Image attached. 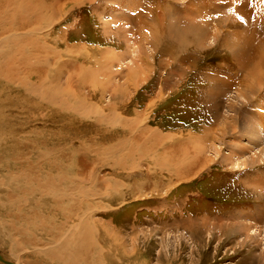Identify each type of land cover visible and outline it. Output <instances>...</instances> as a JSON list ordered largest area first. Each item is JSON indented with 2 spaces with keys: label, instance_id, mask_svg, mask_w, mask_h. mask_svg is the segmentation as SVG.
Wrapping results in <instances>:
<instances>
[{
  "label": "rangeland",
  "instance_id": "obj_1",
  "mask_svg": "<svg viewBox=\"0 0 264 264\" xmlns=\"http://www.w3.org/2000/svg\"><path fill=\"white\" fill-rule=\"evenodd\" d=\"M42 1L40 0L38 4L31 2L30 9H27L28 15L24 12L25 18L30 21L26 27L30 28L31 33L27 29L16 30L24 32L27 37L24 35L20 37L24 40L31 36L39 39L41 37L40 40L44 45L43 52L32 61L36 65L40 63L41 67L44 62L51 63L54 69H50V65L44 66L49 89L51 86L57 89L58 86L66 94L74 90L83 103L85 102L93 109L99 106L100 111L115 113V115L110 118L112 122L104 121L101 125L94 124L91 120L95 118L85 114L78 106L81 102L70 100L74 103L62 105L44 101L42 111H35L33 117L29 118L23 115L26 118L21 116L23 118L20 119H27V125L31 130L37 132L43 130L44 140L48 141V147L52 148V151L57 149L59 153L79 149L82 151L78 150L80 157L87 156L92 159L90 163L96 174L95 177L91 176L93 178L90 180L104 181L107 177L109 180L115 178V185L119 187L117 189L119 191L113 190L111 195H105L107 199L104 204L101 203L100 196L90 197L92 201L90 205L96 210L93 218L116 232L114 233L116 240H122L119 246H123L126 252L134 257V264H264V84H262L264 80L256 85L255 91L238 86L242 82L248 84L254 79L250 76L251 74L249 75L253 63L247 64V68L241 66V56L238 52H234L236 49L228 37H231L232 30L247 31L244 21L239 20L224 26L217 19L215 22L212 21L213 23L203 24L204 18H196L193 25L184 27V15H188L189 11L193 12V10L182 6L185 3L183 0H137L138 3L136 0ZM207 1L203 0L204 4H208ZM233 1L225 0L227 5L223 8L227 12L232 11V14L235 13L236 6L241 5L240 2L237 3L239 0L235 1L236 4H233ZM259 1L261 0H246L247 4L244 6L246 8L241 6V10H246L248 17L251 18V27L254 26L257 32V34L254 30L246 32L249 44L244 43L246 50L251 52L248 53L249 57H254L251 59L253 61L258 54L264 52V36L262 38L264 0L260 4ZM0 2L3 6L5 0ZM196 2H199L198 5L203 3L202 0H196ZM46 3H50L46 6V8L49 6V9L43 8ZM40 4H42L41 7ZM36 6L40 8L37 9ZM156 6L159 7L155 9ZM41 8L44 12L40 10ZM193 8L198 10L196 6ZM31 9L32 11L35 9L34 12L43 16V26L31 20L33 19V15H29L33 13H30ZM209 9L213 11L216 8L209 6L204 12ZM177 10L185 12L181 15L183 19L178 18L175 12ZM51 14L54 16H50ZM3 17L0 23L11 20L6 16L5 20ZM236 17L237 15L232 17L233 21L237 20ZM20 18L15 17L13 20ZM216 22H218L217 25ZM22 23H24L23 18L13 24L17 27ZM34 26L38 29H34L36 28ZM117 26L122 27V30ZM211 26L216 27L215 40L218 38L219 40L215 43L205 41L207 45L205 43L204 46L199 45L200 41H204L201 36L214 37ZM0 28L1 33L3 28ZM260 31L263 33L258 38ZM128 36L129 43L125 40ZM0 37L2 38L1 34ZM211 40L214 39L211 38ZM222 40L227 46L231 44L229 48L233 47L231 49L234 50L228 49ZM249 45L253 46L250 48ZM4 48H7L6 45ZM46 49L49 52H46ZM132 50L136 52L131 53ZM111 52L118 57H111L114 60L109 61L110 57L105 56ZM58 56L61 57L58 58ZM13 63L15 65L13 67L21 73L17 76L16 83H11L12 87L17 88L19 85L18 88H20L21 77L28 82L31 80L30 83L40 88L44 86L43 78L30 79L29 76H25L22 70L24 65L21 62L13 61ZM135 65L138 70L135 68L137 72L132 74ZM110 72L111 75H109ZM138 72H140L139 76H137ZM56 75L58 76L55 78ZM244 79L248 82L241 81ZM238 80L241 82L239 83ZM52 81H55L57 86H54ZM1 82L2 86H6L7 81L1 80ZM232 84L234 86H231ZM240 90H243V93H239ZM20 91L22 92V90H16L10 96H16L21 93ZM244 91L247 92L244 93ZM33 94L37 96V93ZM5 96L2 95L0 100L10 101L11 97ZM7 113L10 114V112H4L3 116H9ZM116 114L122 117L123 121L117 120ZM15 115V117L19 116V114ZM17 121L16 127L17 123L19 124ZM53 121L59 122H55L57 125H54ZM61 125L65 126L62 128ZM154 133L162 138L157 144ZM123 136L127 140L123 139ZM130 140L131 142H128ZM83 144L89 150L88 154H85ZM192 147L196 149L193 150ZM194 154L195 157H193ZM196 156L202 161L197 160ZM18 170L17 168V175L21 172ZM87 170L90 171V168ZM8 184L7 182L2 188L4 190L8 188ZM133 188L134 194L131 192ZM114 191L117 193L115 194ZM36 193L38 194L35 192L32 197H29L30 192L27 193L28 202L23 207H20L13 198L16 203H13L8 210L16 214L20 208L29 210L31 204L37 203L40 197V194ZM29 198L35 199H32V202ZM112 200L114 203L111 202ZM12 206L16 209H12ZM40 211L42 214H47L44 210ZM0 214V217L8 216L5 217L6 219H0V225L2 224L0 257L6 260L5 263L0 261V264H14V262L35 264V261L38 262L37 264H43L36 256L56 246L61 241L58 239L66 238L62 235L54 238L48 232H45L48 234H42L40 230L34 229V225H31L29 234L33 233L32 229H34L37 240L42 241L41 236H43L46 241H42V244L37 247L26 245L10 229V223L13 221L9 220L7 210ZM37 223L38 221L36 226ZM20 224L22 222H19ZM16 225L18 226V223ZM96 228L98 230V226ZM46 237H52L55 240L49 239L48 242Z\"/></svg>",
  "mask_w": 264,
  "mask_h": 264
},
{
  "label": "bare ground",
  "instance_id": "obj_2",
  "mask_svg": "<svg viewBox=\"0 0 264 264\" xmlns=\"http://www.w3.org/2000/svg\"><path fill=\"white\" fill-rule=\"evenodd\" d=\"M40 0H5L3 6H2V2H0V19L3 17V19L6 17H8L9 19L11 18V20H9V22H1L0 24L3 28V31L0 33L2 35V38L0 37V97L2 95H6L10 98V101L6 102V101H1L0 100V213L2 212V214L4 213V211L7 210V214L10 216L9 220L13 221L10 223V229L19 236V239H22L23 243H25L26 245H35V247L40 246L42 243V241H46L45 238L43 236L42 237V241L37 240L36 238V231L35 230H40V232H42V234H52L51 236H53L54 238H56L59 235L65 236V239H58L61 240L56 246L47 249L46 251H42L40 252L41 254H39L40 256H36L39 258V261H41L43 264L48 263V264H53L55 262H57V264H134V257L132 255H130L129 253L126 252L125 248L123 246H119L122 242V240H116L117 238H115L114 233H116L114 230H112L109 226L103 225L101 223H98L94 218L93 215L95 214L96 210H94L93 206L90 205V203L92 201H90V197H95V196H100L101 197V203L104 204L106 201V197L105 195H111L110 193L113 192V190L115 191H119L117 190V186L116 181L114 180L115 178H111L110 180L107 178H104L103 180H90V178H93L91 176L95 177V171L94 168L92 166V164L90 163L92 161V159H90L87 156H81L80 157V151L78 150H71L69 152V150L67 152H59L57 153V149H53L48 147V141L44 140V131L43 130H38L39 132H37L36 130H31L30 126L27 125L28 121L27 119H20L23 117H33V114L35 111H42L41 109L43 108V104L44 101H48L49 103H61L62 105H68V104H73L74 100L77 101L78 103L81 102V104L79 103L78 106H80V108L83 110V112L87 115H91L93 116L95 119L91 120L92 123L97 124V123H103L104 121L106 122H112L110 120V118H113V116L115 115V113H107V112H102L100 111L98 108L99 106H96L94 109L92 107H90L89 105L85 104V102L83 103L81 99H79V95H76L75 91H71L69 94L63 93V90H60V88L57 86V84H55V81H52V84H54V86H57V89L53 88L51 85V88L49 89V84H48V79L45 75L44 69L45 67H47L48 65H50V69H52V65L51 63H45L41 66L36 65L35 62L33 63L32 59L34 57H37L40 55V53L43 52L44 49V45L43 42L40 40L39 38H34V36H31V38H27V39H21L20 37H22L24 35V32H20L16 29H27V31L30 32V28L26 27L27 24H30V21L25 18L24 12L26 15H28L27 13V9L29 10L31 7V2L33 4H38ZM42 1V0H41ZM45 1V0H44ZM139 1V0H138ZM154 1V0H153ZM152 1V2H153ZM185 3L184 5L182 4V6L185 7H189V10L192 9V11H189L188 15H184V11H175L177 12L176 14H178V18H181V15H184L185 18V22L183 24L184 27H189L191 25H193L194 21L196 18L201 19L204 18V23H213L212 21H216V19L219 21V23L222 25H228V23H236V21H244V23L247 26V31H243V32H239L237 30H232L230 31L231 33V37L232 39H230L231 37H229V40H231L234 48L236 49V51L234 49L229 48V46H227L224 43V39L223 44H225L228 49L234 50V52H238V54L241 56V66L247 68V64H250L251 62L253 63V68L251 73H249L250 76H253L254 79L250 80V82H248L245 79L241 80L244 81V83L248 84H242L240 83L241 81H239L240 84H238L239 87H245L250 88L251 91H255L257 86L259 83L263 82L264 80V52H261L260 54H258L255 57V61L251 60L253 59L252 57H249V52L246 50V46L244 45V43H248L249 37L247 35L246 32H253V30L255 31L254 26L251 27V18L248 17V14L246 13V10H241L243 6V8H246L244 6H246V0H234L232 3L236 4L235 1H238L237 3H241V5H237L235 10H234V14H232L233 12L228 10L223 9L224 7H226V2L225 0H208L207 3L209 4H204L203 0H202V4L198 5V3L195 1L192 2V0H183ZM43 2V1H42ZM53 1H51L52 3ZM55 2V1H54ZM135 2V1H134ZM137 2V0H136ZM142 2V1H141ZM151 2V3H152ZM158 2V1H157ZM41 3V2H40ZM138 3V2H137ZM167 3V2H166ZM206 3V2H205ZM257 3V2H255ZM263 3V1H259V4ZM50 4V3H49ZM46 3V5L43 7L45 9L47 5H49ZM61 4V3H60ZM154 4H156L154 2ZM159 4V3H158ZM169 4V3H167ZM42 4H40L41 7ZM160 5V4H159ZM162 5V4H161ZM179 5V4H178ZM11 6V7H9ZM34 6V5H33ZM39 6V5H38ZM52 6V5H51ZM61 6V5H60ZM165 6V5H164ZM169 6V5H168ZM167 6V7H168ZM177 6V5H176ZM196 6L197 9H194L193 7ZM209 6L215 7V10H211L209 9L207 12H204ZM235 6V5H233ZM240 6V7H239ZM259 6V5H258ZM8 7V8H7ZM37 7V6H36ZM40 7H37L40 8ZM53 7V6H52ZM56 7V6H55ZM159 7V6H158ZM157 6L155 7L158 8ZM162 7V6H161ZM231 7V6H230ZM34 8V7H33ZM164 8V7H163ZM170 8V6H169ZM183 8V7H182ZM220 8V9H218ZM49 9V8H48ZM53 9V8H52ZM160 9V8H159ZM162 9V8H161ZM166 9V7H165ZM174 9V7H173ZM35 9H31L32 14H29L30 16L33 15V19H31L32 21H35L36 23H39L43 26L42 23V18L43 16L41 14H39L38 12H34ZM42 10V8L40 9ZM38 10V11H40ZM148 10V9H147ZM158 10V9H157ZM196 10V11H194ZM37 11V10H36ZM43 11V10H42ZM51 11V10H50ZM57 11V10H56ZM169 11V10H168ZM172 11V10H171ZM248 11V10H247ZM44 12V11H43ZM54 12V11H53ZM153 12V11H152ZM165 12V11H164ZM167 12V10H166ZM174 12V13H175ZM41 13V11H40ZM171 13V12H169ZM168 13V14H169ZM230 13V14H229ZM44 14V13H42ZM48 15V14H47ZM46 15V16H47ZM142 15V14H141ZM145 15V14H143ZM175 15V14H174ZM235 15H237V20L232 19V17H234ZM246 15V16H245ZM24 16V17H23ZM45 16V18H46ZM52 16V14L50 15ZM54 16V15H53ZM52 16V17H53ZM139 16V15H138ZM23 18L24 19V23L20 24L19 26H15L14 27V22H18L19 20H13V18ZM161 17V16H160ZM257 17V16H256ZM138 18V17H137ZM174 18V17H173ZM235 18V19H236ZM250 18V19H249ZM139 19V18H138ZM176 20V18H174ZM183 19V17L181 18ZM6 20V18H5ZM51 20V17H50ZM110 20V19H109ZM107 21V20H106ZM167 21V20H166ZM171 21V20H170ZM178 21L182 22L181 20L178 19ZM23 22V21H22ZM132 22V21H131ZM174 22V20H173ZM264 22V19H263ZM9 23V24H8ZM49 23V22H48ZM166 23V22H165ZM179 23V22H178ZM218 22H216L217 25ZM238 23V22H237ZM262 23V22H261ZM260 23V24H261ZM50 24V23H49ZM120 24V23H119ZM137 24V23H136ZM140 24V23H139ZM144 24V23H141ZM167 24V23H166ZM171 24V23H169ZM181 24V23H180ZM202 24V25H203ZM219 24V25H220ZM16 25V24H15ZM45 26V25H44ZM121 26V24H120ZM141 26V25H140ZM145 26V25H144ZM153 26V25H152ZM173 26V25H172ZM175 26V25H174ZM177 26V24H176ZM208 26V25H207ZM214 26V25H213ZM36 27V26H34ZM46 27V26H45ZM118 27V26H117ZM142 27V26H141ZM140 27V28H141ZM148 27V26H146ZM203 27V26H202ZM206 27V26H204ZM222 27V26H221ZM227 27V26H226ZM43 28V27H42ZM47 28V27H46ZM121 28L122 27H118ZM209 28V27H208ZM211 28L213 30L212 33L214 34V37L210 36V35H205L204 37L201 36V38L204 41H200V44L198 42L199 45L204 46V43L207 45V41H211L212 43H215V41L217 42V40H219V38L217 40H215V34L217 32L216 27H212ZM210 28V29H211ZM264 28V26H263ZM1 29V28H0ZM34 29H38L37 27ZM39 29H41V27H39ZM45 29V28H44ZM146 29V28H145ZM149 30V28H147ZM158 29V28H157ZM165 29V28H164ZM207 29V28H206ZM42 30V29H41ZM40 30V31H41ZM119 30V31H121ZM153 29H151L152 31ZM155 30V29H154ZM195 30V29H194ZM192 30V31H194ZM205 34L206 31L205 29H203ZM209 30V29H208ZM228 30V29H227ZM230 30V29H229ZM228 30V31H229ZM262 30V28L260 29ZM124 31V30H123ZM209 31V32H211ZM225 31V30H224ZM264 31V30H262ZM26 32V31H25ZM33 32V31H32ZM37 32V31H35ZM42 32V31H41ZM44 32V31H43ZM133 32V31H132ZM140 32V31H139ZM197 32V31H196ZM203 32V31H202ZM208 32V33H209ZM219 32V31H218ZM256 32V31H255ZM254 32V33H255ZM28 33V32H27ZM31 33V32H30ZM164 33V32H163ZM169 33V32H168ZM174 33V32H173ZM223 33V31H222ZM225 33V32H224ZM263 33V32H262ZM261 31L258 35H260L258 38L261 37ZM170 34V33H169ZM210 34V33H209ZM221 34V33H220ZM257 34V32H256ZM131 35V34H129ZM223 35V34H222ZM26 36V35H24ZM44 36V34H43ZM178 36V35H177ZM198 36V35H197ZM198 36V37H200ZM209 36V37H208ZM264 35H262L263 38ZM27 37V36H26ZM37 37V36H36ZM65 37V36H63ZM195 37V36H194ZM219 37H221V35H219ZM223 37V36H222ZM226 37V36H225ZM47 38V37H46ZM126 38V37H125ZM124 38V39H125ZM128 38H130L129 36L127 37V39L125 40H129ZM167 38V37H166ZM173 38V37H172ZM211 38H213L214 40H211ZM134 39V38H131ZM171 39V38H170ZM168 39V40H170ZM197 39V37H196ZM200 39V38H198ZM201 39V40H202ZM43 40V38H42ZM48 40V38L46 39ZM227 40V39H226ZM225 40V41H226ZM252 40V39H251ZM52 41V40H51ZM60 41V40H59ZM65 41V39H64ZM172 41V40H171ZM175 41V39H174ZM206 41V42H205ZM214 41V42H213ZM264 41V39H263ZM186 42V41H185ZM228 42V41H227ZM52 43V42H51ZM129 43V41H128ZM171 43V42H170ZM190 43V42H189ZM210 43V42H209ZM211 43V44H212ZM252 43V42H251ZM83 44V43H82ZM192 44V43H191ZM222 44V45H223ZM246 44V45H247ZM6 45L7 48H4V46ZM224 45V46H225ZM254 45V44H253ZM252 45V46H253ZM232 46V45H231ZM250 46V45H249ZM250 46V48L252 47ZM27 47H31V48H27ZM69 47V46H68ZM198 47V46H197ZM248 47V46H247ZM249 48V47H248ZM49 49V48H48ZM66 49V48H65ZM83 49V48H82ZM199 49V48H198ZM47 50V49H46ZM55 50V49H54ZM78 50V49H76ZM166 50V49H165ZM74 51V50H73ZM84 51V50H83ZM128 51V50H127ZM247 51V52H246ZM46 52H49V50H47ZM132 52H136L135 50H132ZM71 53V52H70ZM74 53V52H72ZM81 53V52H80ZM78 53V54H80ZM84 53V52H83ZM87 53V52H86ZM128 53V52H127ZM235 53V54H236ZM251 53V52H250ZM51 54V53H50ZM48 54V55H50ZM54 54V53H53ZM61 54V53H60ZM109 55H106L105 57H110L109 61L114 60L111 59V57H118L117 54H113V52L111 53H107ZM129 54V53H128ZM56 55V53H55ZM54 55V56H55ZM59 55V54H57ZM43 56V55H42ZM64 56V55H63ZM138 56V55H137ZM52 57V56H49ZM61 56H58V58ZM69 57V56H68ZM73 57V55H72ZM238 57V56H237ZM40 58V57H38ZM35 58V59H38ZM48 58V57H47ZM41 59V58H40ZM46 59V58H45ZM43 59V60H45ZM57 59V58H56ZM55 59V60H56ZM39 60V59H38ZM53 60V59H52ZM13 61L15 62H21L23 65V72H25V76H29L30 79L33 77H37L38 79L43 78L42 80L45 81L44 86L42 88L33 85L31 82V80H29L30 82H28V80L25 81L24 77H21L20 80L24 81H20V88H18L19 85H17V88L12 87L11 83H16V78L17 76H19V73H21L19 70H17L13 63ZM46 61V60H45ZM59 61V60H57ZM11 63H13L11 65ZM55 63V62H54ZM57 64V62H56ZM14 65V67H13ZM19 65V64H17ZM16 65V67L18 68V66ZM45 66V67H44ZM79 67V66H78ZM135 67H133L134 72L129 71V73L131 72L132 74H135L137 72V70L135 69ZM139 68V67H138ZM54 69V68H53ZM136 70V71H135ZM85 71V70H84ZM83 71V72H84ZM140 71V70H139ZM89 72V71H88ZM248 72V71H247ZM91 73V72H90ZM138 72V75L139 76ZM83 74V73H82ZM30 75H33L32 77ZM80 75V74H79ZM85 75V74H84ZM111 75V72L110 74ZM108 75V76H109ZM247 74H245L246 76ZM58 75L55 76V78ZM128 76V75H127ZM248 76V75H247ZM85 79V76H83ZM116 77V76H115ZM114 77V79H115ZM142 77V76H141ZM24 80H23V79ZM229 78V77H228ZM249 78V76H248ZM27 79V78H26ZM29 79V78H28ZM83 79V80H84ZM225 79V78H224ZM251 79V77H250ZM1 80H5L7 81V83L5 84L6 86H2V82ZM58 80V79H57ZM56 80V81H57ZM80 80V79H79ZM228 80V79H227ZM13 81V82H12ZM225 81V80H224ZM234 81V80H233ZM237 81V80H236ZM252 81V82H251ZM27 82L29 83V85L27 84ZM107 82V81H106ZM222 82V81H221ZM10 85H9V84ZM80 83V82H79ZM227 83V82H226ZM39 84V83H38ZM106 83H104L105 85ZM225 84V82H224ZM264 84V83H262ZM261 84V85H262ZM16 85V84H15ZM80 85V84H79ZM103 85V86H104ZM226 85V84H225ZM230 85V84H229ZM66 86V85H65ZM64 86V87H65ZM69 86V85H68ZM71 86V85H70ZM86 86V85H85ZM102 86V85H101ZM223 86V84H222ZM231 86H234L233 84ZM72 87V86H71ZM70 87V88H71ZM107 87V86H105ZM221 87V86H220ZM219 87V88H220ZM238 87V88H239ZM99 88V86H98ZM108 88V87H107ZM233 88V87H232ZM264 88V86H263ZM65 89V88H62ZM69 89V88H68ZM67 90V92H69ZM78 89V88H77ZM80 89V88H79ZM78 89V90H79ZM229 89V88H228ZM262 89V87H261ZM18 91V90H22V92L16 96H10L12 94V92L14 91ZM121 90V89H120ZM238 90V89H237ZM245 90V89H243ZM243 90H240V92L243 93ZM263 90V89H262ZM82 91V90H81ZM99 91V90H98ZM119 91V90H117ZM249 91V90H248ZM95 92V90H94ZM125 92V91H124ZM247 92V91H246ZM244 91V93H246ZM250 92V91H249ZM17 93V92H15ZM33 93H37V96H34ZM73 93V95L71 94ZM81 93V92H80ZM97 93V92H96ZM121 93V92H120ZM119 93V94H120ZM127 93V92H125ZM238 93V92H237ZM118 94V93H117ZM103 95V94H102ZM218 95V94H217ZM245 95V94H244ZM5 96V97H6ZM84 96V95H83ZM115 96V95H114ZM122 96V95H121ZM89 97V96H87ZM117 97V95H116ZM73 98V99H71ZM84 98V97H82ZM91 98V97H89ZM259 98V97H258ZM257 98V99H258ZM1 99V98H0ZM4 99V98H3ZM70 100H73L72 103ZM90 100V99H89ZM86 101V99H85ZM99 101V100H98ZM97 101V102H98ZM93 104V103H92ZM91 104V105H92ZM101 105V104H100ZM46 106V105H45ZM76 107V105H74ZM93 106V105H92ZM103 106V105H102ZM48 107H50L48 105ZM109 108V106H107ZM106 107V108H107ZM66 108V107H65ZM68 108V107H67ZM66 108V109H67ZM104 108V107H103ZM107 108V109H108ZM111 108V107H110ZM4 109V110H2ZM115 109V108H114ZM46 109H44L45 111ZM58 110V109H57ZM113 110V108H112ZM116 110V109H115ZM48 111V110H47ZM56 111V110H55ZM104 111V110H103ZM110 111V110H109ZM4 112H10V114H8L9 116H3ZM21 112V113H19ZM46 112V111H45ZM41 113V112H40ZM48 113V112H47ZM64 112H62L63 114ZM15 114H19V116L15 117ZM38 114V113H37ZM43 114V113H42ZM79 114V113H78ZM137 114V113H136ZM25 115V116H23ZM45 115V114H44ZM49 115V114H48ZM61 115V113H60ZM60 115L58 117H60ZM76 115V114H74ZM117 115V120L119 121H123L122 117H119L118 114ZM23 116V117H21ZM41 115L39 114V117ZM54 116V115H53ZM67 116V115H66ZM71 117V115H69ZM78 116V115H77ZM76 116V117H77ZM84 116V115H83ZM15 117V118H14ZM25 117V118H26ZM65 117V116H64ZM69 117V118H70ZM75 117V118H76ZM92 117V118H93ZM43 118V117H42ZM46 118V117H45ZM54 118V117H53ZM74 118V119H75ZM124 118V117H123ZM41 119V118H39ZM55 119V118H54ZM58 119V118H57ZM66 119V118H65ZM71 119V118H70ZM82 119V118H80ZM87 119V118H86ZM16 120L19 121V124L17 123V127H16ZM31 120V119H30ZM37 120V119H35ZM56 120V119H55ZM59 120V119H58ZM115 120V119H114ZM113 120V121H114ZM139 120V117H138ZM17 121V122H18ZM49 121V120H48ZM47 121V122H48ZM51 121V120H50ZM60 121V120H59ZM57 121V122H59ZM70 121V120H69ZM68 121V122H69ZM73 121V120H72ZM80 121V120H79ZM118 121V122H119ZM54 125L56 121H53ZM56 122V123H57ZM62 122V121H61ZM67 122V121H66ZM75 122V121H74ZM132 122V121H130ZM31 124V122H29ZM78 123V122H77ZM86 123V122H85ZM128 123V122H127ZM39 124H41L39 122ZM45 124V123H44ZM51 124V123H50ZM62 124V123H61ZM74 124V123H73ZM109 124V123H108ZM124 124V122H123ZM136 124V123H135ZM76 125V123H75ZM85 125V124H84ZM88 125V124H87ZM85 125V126H87ZM92 125V124H91ZM104 125V124H103ZM62 126V125H61ZM65 126V125H64ZM62 126V128L64 127ZM73 126V125H71ZM77 126V125H76ZM50 127V126H49ZM67 127V126H66ZM82 127V126H81ZM93 128H96L95 126H91ZM98 127V126H97ZM108 127V126H107ZM146 129V126H144ZM43 128V127H42ZM52 128V127H51ZM49 128V129H51ZM54 128V127H53ZM56 128V126H55ZM58 128V127H57ZM61 128V129H62ZM71 128V127H70ZM85 128V127H84ZM111 128V127H110ZM115 128H117L115 126ZM121 128V127H120ZM139 128V127H138ZM77 129V128H76ZM143 129V127H142ZM149 129V128H148ZM64 130V129H63ZM75 130V129H74ZM78 130H80L78 128ZM96 130V129H95ZM101 130V129H99ZM116 130V129H115ZM125 130V129H124ZM123 130V131H124ZM151 130V129H150ZM66 131V130H64ZM82 131H84L82 129ZM87 131V130H86ZM105 131V130H104ZM110 131V130H109ZM120 131V130H119ZM138 131V129H137ZM140 131V130H139ZM61 132V130H60ZM70 131H68L69 133ZM73 132V131H72ZM144 132V130L142 131ZM146 132V131H145ZM147 133V132H146ZM152 133V132H151ZM208 133V132H207ZM46 134V133H45ZM71 134V133H70ZM87 134V132H86ZM103 134V133H102ZM101 134V135H102ZM136 134V133H134ZM143 134V133H142ZM73 135V134H71ZM80 135V134H79ZM104 135V134H103ZM140 135V134H139ZM154 139L156 140V144L158 142V140H162V138L158 137L157 133H154ZM51 136V135H50ZM49 136V137H50ZM56 136V135H55ZM109 136V135H108ZM107 136V137H108ZM125 136V135H124ZM123 136V137H124ZM146 136V135H145ZM57 137V136H56ZM67 137V136H66ZM75 137V136H74ZM74 137H71L73 140H76ZM91 137V136H90ZM101 137V136H99ZM106 137V138H107ZM147 137V136H146ZM145 137V138H146ZM162 137V136H161ZM193 137V136H192ZM48 138V137H47ZM46 138V139H47ZM53 138V137H52ZM109 138V137H108ZM153 138V137H152ZM198 138V137H197ZM63 139V137H62ZM85 139V138H84ZM105 139V138H104ZM113 139V137H112ZM126 139L127 138H123ZM121 139V140H123ZM136 139V138H135ZM147 139V138H146ZM61 140V139H59ZM58 140V142H59ZM64 140V139H63ZM68 140V139H67ZM109 140V139H108ZM138 140V139H137ZM142 140V139H141ZM144 140V139H143ZM164 140V139H163ZM197 140V139H196ZM201 140V139H200ZM92 141V140H91ZM95 141V140H94ZM106 141V140H105ZM124 141V140H123ZM148 141V139H147ZM168 141V140H167ZM55 142V141H54ZM63 142V141H62ZM66 142V140H65ZM71 142H73L71 140ZM82 142V141H81ZM80 142V143H81ZM128 142H131L128 141ZM150 142V141H148ZM100 143V142H99ZM115 143V142H114ZM124 143V142H123ZM141 143V142H139ZM53 144V143H52ZM67 144V143H65ZM125 144V143H124ZM129 144V143H127ZM60 145V144H59ZM68 145V144H67ZM93 146V144H92ZM134 146V145H133ZM55 147V146H54ZM64 147V146H63ZM68 147V146H67ZM81 147V146H80ZM94 147V146H93ZM103 147V146H102ZM101 147V148H102ZM105 147V146H104ZM112 147V146H111ZM119 147V146H118ZM144 147V146H143ZM170 147V146H169ZM197 147V146H196ZM79 148V147H77ZM83 150L85 151V154H88V149L87 147L83 144L82 146ZM185 148V147H184ZM183 148V149H184ZM193 150L196 149L194 147H192ZM81 149V148H80ZM146 149V148H144ZM191 149V148H189ZM187 149V150H189ZM107 150V149H106ZM120 150V149H119ZM132 150V149H131ZM148 150V149H147ZM91 151V150H90ZM123 151V150H122ZM136 151V150H135ZM180 151V149H179ZM262 151V150H261ZM125 152V150H124ZM123 152V153H124ZM182 152V150H181ZM186 152V151H185ZM189 152V151H188ZM195 152V151H194ZM200 152V151H199ZM198 152V154H199ZM264 152V150H263ZM93 153V152H92ZM101 153V152H100ZM112 153V152H111ZM128 153V152H126ZM125 153V154H126ZM180 153V152H179ZM96 154V153H95ZM117 154V153H116ZM130 154V153H129ZM135 154V153H133ZM149 154V153H148ZM178 154V153H177ZM183 154V152H182ZM188 154V153H187ZM196 154V153H195ZM195 154L193 157H195ZM232 154V153H231ZM110 155V154H109ZM118 155V154H117ZM122 155V154H121ZM120 155V157L122 158V156ZM79 156V157H76ZM98 156V155H97ZM115 156V154L113 155ZM119 156V155H118ZM128 155H126L127 157ZM130 156V155H129ZM145 156V155H144ZM235 156V155H233ZM117 157V156H116ZM132 157V156H131ZM134 157V156H133ZM132 157V158H133ZM191 157V156H190ZM197 157V156H196ZM119 158V157H117ZM128 158V157H127ZM131 158V159H132ZM186 158V157H185ZM198 158V157H197ZM195 158V159H197ZM229 158V157H228ZM108 159V158H106ZM189 159V157H188ZM201 158H198L197 160H200ZM94 160V159H93ZM119 160V159H118ZM127 160V159H126ZM130 160V159H129ZM143 160V159H142ZM150 160V159H149ZM187 160V159H186ZM228 160V159H227ZM123 161V160H122ZM184 161V160H183ZM202 161V159L200 160ZM237 161V160H236ZM99 162V161H98ZM127 162V161H126ZM114 163V162H113ZM122 163V162H121ZM98 164V163H97ZM151 164V163H150ZM198 164V163H197ZM196 164V165H197ZM122 165V164H120ZM129 165V164H128ZM171 165V164H170ZM195 165V166H196ZM119 166V165H118ZM135 166V165H133ZM194 166V165H193ZM114 167V166H113ZM138 167V165H137ZM162 167V166H161ZM14 168H16V170H14ZM17 168L19 169L18 171L20 172L17 175ZM90 168V171H88L87 169ZM119 168V167H118ZM126 168V167H125ZM130 168V167H129ZM3 169L7 170L4 171ZM96 169V168H95ZM169 169V168H167ZM171 169V168H170ZM97 170V169H96ZM99 170V169H98ZM172 170V169H171ZM170 170V171H171ZM123 171V170H122ZM121 171V172H122ZM173 171V170H172ZM6 172V173H3ZM90 172V174H89ZM14 173V174H13ZM16 173V174H15ZM191 173V172H189ZM196 173V172H195ZM151 174V172H150ZM154 174V173H153ZM152 174V176H153ZM160 174V173H159ZM162 174V173H161ZM2 176H4L5 178H1ZM156 177V174L154 175ZM158 176V175H157ZM163 176V175H161ZM182 176V175H181ZM192 176V175H191ZM150 177V176H149ZM99 178V177H98ZM189 178V177H187ZM183 179V177H182ZM109 180V181H108ZM178 180V179H177ZM8 184V188H5V190L2 188L3 185L6 183ZM148 184V182H146ZM117 184H119L117 182ZM137 184V183H136ZM143 184V183H142ZM100 185V187L98 186ZM121 186V185H120ZM122 188V187H121ZM127 189V187H126ZM148 189V188H147ZM141 190V188H140ZM143 190V188H142ZM141 190V191H142ZM114 191V192H115ZM129 191V190H128ZM144 191V190H143ZM30 192L29 197H32V194H34L35 192H38V194H40V197L37 201V203L34 202V204H31V207L29 205V210H23L22 208H20L19 212L16 214V212L11 213L10 210V206L13 203H16L15 200L19 203V206L23 207L27 205V193ZM131 192L134 194L135 190L134 188L131 189ZM140 192V191H139ZM117 192H115L116 194ZM126 194V192H124ZM37 194V193H36ZM37 194V195H38ZM114 194V193H113ZM114 194V195H115ZM132 194V195H133ZM36 195V196H37ZM129 195V194H128ZM136 195V194H135ZM34 196V195H33ZM118 196V194H117ZM126 196V195H125ZM10 200H6L7 198ZM19 197V198H18ZM113 197V196H112ZM120 197V195H119ZM129 197V196H128ZM133 197V196H132ZM135 197V196H134ZM15 200H14V199ZM37 198V197H36ZM115 198V197H114ZM113 198V199H114ZM130 198V197H129ZM35 199V198H32ZM32 199L29 198V200L32 201ZM109 199V198H108ZM112 199V198H111ZM121 200V198L119 199ZM23 201V202H22ZM36 201V200H35ZM110 201V200H109ZM118 202V200H115ZM33 202V201H32ZM94 202V201H93ZM96 202V201H95ZM111 202L114 203V200H112ZM105 206V205H104ZM98 207V205H97ZM9 209V210H8ZM12 209H16L13 208ZM26 209V208H25ZM40 210H44L47 212V214H42ZM1 215V214H0ZM4 217V218H3ZM3 217H0V219H6L5 217H8L7 215H3ZM63 221H62V219ZM36 221H38L37 226H36ZM59 221V222H57ZM19 222H22V224L19 225ZM18 223V226L15 224ZM61 226L59 227L58 226ZM2 225V224H1ZM0 225V227H1ZM31 225H34V229L33 233L29 234V229ZM96 226H98V230L96 228ZM48 232V233H45ZM33 234V235H32ZM48 238V237H46ZM50 240H55L51 238H48V242ZM126 240V239H125ZM120 241V242H119ZM19 243V241H18ZM20 245H22V243L20 242ZM44 245V244H43ZM1 258V257H0ZM1 261V260H0ZM112 261V262H111ZM136 261V260H135ZM3 262V261H2ZM137 262V261H136ZM5 263V262H4ZM38 262L35 261V264H37ZM7 264V263H6Z\"/></svg>",
  "mask_w": 264,
  "mask_h": 264
},
{
  "label": "water",
  "instance_id": "obj_3",
  "mask_svg": "<svg viewBox=\"0 0 264 264\" xmlns=\"http://www.w3.org/2000/svg\"><path fill=\"white\" fill-rule=\"evenodd\" d=\"M0 260L3 261V262H6V260L3 257L0 258ZM14 264H18V263L14 262Z\"/></svg>",
  "mask_w": 264,
  "mask_h": 264
}]
</instances>
